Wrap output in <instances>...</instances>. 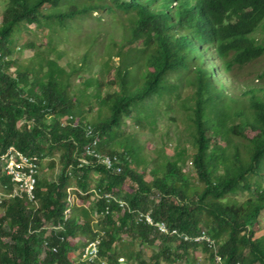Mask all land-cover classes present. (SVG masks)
Masks as SVG:
<instances>
[{
	"label": "trees",
	"instance_id": "16d2710c",
	"mask_svg": "<svg viewBox=\"0 0 264 264\" xmlns=\"http://www.w3.org/2000/svg\"><path fill=\"white\" fill-rule=\"evenodd\" d=\"M65 1L67 11L61 9ZM100 9L129 15L130 37L123 38L120 65L110 80L105 77L112 72L111 55L90 77L84 75L96 66L90 51L78 61L60 63L62 33L75 32L79 20ZM30 26L46 41L20 44ZM258 32L261 40L255 37ZM25 49L34 51L33 57L16 60ZM263 56L264 0H8L0 23V147L36 156L41 167L61 152L63 169L54 182L39 177L37 205L9 198L0 206V264H90L81 259L88 240L96 236L95 214L97 228L105 232L100 257L108 264H120L121 258L128 264H197L193 255L198 250L209 255L211 264H264V87L246 85L235 98L227 80L237 79L235 66ZM190 66L193 104L183 106L193 110L186 126L190 139L178 135L174 155L163 151L164 161L155 164L148 182L139 172L148 164L140 158L141 148L133 136L124 138L121 127L131 116L138 125L155 126L157 104L180 98V86L168 83L170 75ZM105 87L115 88L103 95ZM96 104L100 117L91 124L85 119ZM85 125L99 134L102 154L123 159L121 174L99 165L78 167V153L91 144ZM188 144L194 153H188ZM188 163L196 177L186 171ZM5 186L12 188L0 168V191ZM69 187L81 193L66 221ZM107 194L126 202L132 212L109 203ZM139 212L191 237L205 231L216 249L160 235L137 222ZM148 247L157 248L149 262Z\"/></svg>",
	"mask_w": 264,
	"mask_h": 264
},
{
	"label": "rangeland",
	"instance_id": "374dc122",
	"mask_svg": "<svg viewBox=\"0 0 264 264\" xmlns=\"http://www.w3.org/2000/svg\"><path fill=\"white\" fill-rule=\"evenodd\" d=\"M8 0H0V23ZM68 3L65 1L61 6V9L67 11ZM54 11H45L46 14ZM114 13V14H113ZM129 15L121 10L116 9L115 12L110 10H98L97 13L93 14L89 18H83L78 21L80 24L74 29L75 32L68 31L62 33L64 39L59 45V49L63 51L64 57L60 60L62 65L67 64L69 61L80 60L88 51L94 54L96 58V66L92 73L85 72V77L96 76L97 72L101 69L102 64L109 60L108 55L112 56V66L109 68L112 72L106 74L105 80L113 78L114 66L120 65V59L117 57V53L120 50V46L123 42V38L126 36L130 37V31L128 25ZM31 30L29 33L26 31L22 32V38L20 44L25 43L27 40H35L40 45L46 41V38L39 36V31L36 30L35 26H30ZM43 33H47L44 30ZM255 37L259 40L262 39L263 34L261 32L256 33ZM39 38V39H38ZM95 40L94 45L91 46V42ZM131 46L127 45L125 50H130ZM34 51L25 49L17 53L14 58L18 61H26L33 57ZM236 75L234 77H227L232 81L233 85L229 88L228 92L238 98L243 90L246 89V85L255 87H264V56L258 60H255L244 67H234ZM15 71V68H13ZM194 67L190 66L188 71L181 70L179 72L172 73L168 79V83L172 85L178 84L180 98L175 99L172 97L169 101L168 97L164 98L157 104L156 109L158 113L157 121L155 126H141L138 125L133 116L124 119V124L121 127L123 136L132 137L136 140V143L141 148L140 158L147 162V166L139 169V172H144L145 179L150 182L152 181L151 171L155 164L162 163L163 151L165 155L173 156L174 148L176 145V139L178 135H182L185 140L190 139L189 132L187 131L188 117L193 110H186L183 106L186 104L188 107L192 106L190 97L193 95L195 85L192 80L195 78ZM79 78L75 79V84L80 87ZM115 87H105L103 89V95L114 90ZM192 108V107H191ZM99 110L96 104L95 110L88 114L86 121L93 124L99 119ZM107 107L102 109V115L107 118L108 115ZM211 136V132L208 134ZM221 143V141H220ZM188 153H194V149L187 145ZM119 151H123L119 149ZM61 152H55L51 157H47L42 163L41 167V179H48L50 182H54L58 179L62 169ZM134 167V165L132 166ZM186 171H191L194 177L196 174L193 172L192 166L188 163ZM97 177L93 179L92 187L97 184ZM75 181H73L74 183ZM2 191V190H1ZM4 191V190H3ZM262 225H264V218H262ZM157 247V246H156ZM156 247H148L145 249V259L149 262L152 251H157ZM74 257L79 258V251L74 252ZM196 258L197 264H211L208 260L209 255L202 250L196 251L193 255ZM124 264H128L122 262ZM162 264H167L166 262ZM177 264H189L185 261H180Z\"/></svg>",
	"mask_w": 264,
	"mask_h": 264
},
{
	"label": "built area",
	"instance_id": "2783aa9c",
	"mask_svg": "<svg viewBox=\"0 0 264 264\" xmlns=\"http://www.w3.org/2000/svg\"><path fill=\"white\" fill-rule=\"evenodd\" d=\"M73 118L71 117L70 124H73ZM64 126V125H63ZM76 126V124L74 125ZM86 137L91 140V144L87 145L81 153H78L79 168L90 165H99L104 167L107 171L113 174H121L124 169V161L117 154H102L100 149V137L91 125H85ZM41 162L36 156H29L18 150L16 147L11 146L6 151L2 152L0 147V168L4 174L10 179L12 188L9 189L5 186L4 191H0V206L6 199L20 198L37 205L35 188L38 184V180L41 174ZM62 173V171H61ZM60 173V174H61ZM67 173L72 175L73 166H69ZM98 198H102L100 193L93 190ZM77 192L81 193L76 187H69L67 189V201L69 207L65 211V220L67 221L72 215L73 206L77 205ZM109 203L115 201L119 206L128 212L130 210L129 205L114 198L112 195L104 196ZM109 213V208L106 209L102 216ZM138 223H145L152 227H155L157 232L163 236H172L186 242L195 243H207L212 249H216V241L212 239L205 231L196 237H191L186 233L181 232L178 228H170L165 222H155L150 213L139 212L137 215ZM99 225V215L95 214L93 229L95 237L88 240L87 245L82 253V262L90 264H108L100 257V248L105 237V232L97 228ZM53 229H62V227H53ZM48 244L46 243V247ZM56 252V250H55ZM43 257H45L43 255ZM219 260V258H218ZM124 258L119 259L120 264H124Z\"/></svg>",
	"mask_w": 264,
	"mask_h": 264
}]
</instances>
